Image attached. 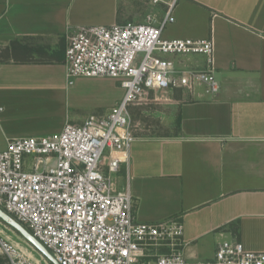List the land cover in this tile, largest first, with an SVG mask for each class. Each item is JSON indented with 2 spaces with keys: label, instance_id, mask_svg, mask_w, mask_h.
Masks as SVG:
<instances>
[{
  "label": "crops",
  "instance_id": "0c3cea01",
  "mask_svg": "<svg viewBox=\"0 0 264 264\" xmlns=\"http://www.w3.org/2000/svg\"><path fill=\"white\" fill-rule=\"evenodd\" d=\"M172 1L174 21L163 35L212 38L220 89L211 96L173 87L171 133H136L128 165H121L136 199L135 217L179 219L183 252L193 260L212 258L222 239L264 251V0H157L156 18ZM138 8L135 0H0L5 143L57 133L68 121L106 113L122 98L123 88L110 77H78L80 90L67 84L66 34L81 26L144 22ZM190 59L203 66V56ZM73 90L104 109L71 111Z\"/></svg>",
  "mask_w": 264,
  "mask_h": 264
},
{
  "label": "built area",
  "instance_id": "2783aa9c",
  "mask_svg": "<svg viewBox=\"0 0 264 264\" xmlns=\"http://www.w3.org/2000/svg\"><path fill=\"white\" fill-rule=\"evenodd\" d=\"M173 6L174 1L161 17L148 14L144 22L68 31L67 84L77 77L118 79L122 98L106 113L68 121L51 135L8 139L0 150V208L59 264H264V251L229 239L217 242L210 259L188 258L180 220L138 222L128 178L123 186L114 176L128 165L137 138L132 106L151 91L173 87L192 95L198 88L211 96L219 92L213 39L163 35L174 21ZM190 55L203 56V66H194ZM0 251L8 264H52L25 240L1 238Z\"/></svg>",
  "mask_w": 264,
  "mask_h": 264
},
{
  "label": "rangeland",
  "instance_id": "374dc122",
  "mask_svg": "<svg viewBox=\"0 0 264 264\" xmlns=\"http://www.w3.org/2000/svg\"><path fill=\"white\" fill-rule=\"evenodd\" d=\"M151 1H154V0H135V2L139 5L137 13L140 16V20L145 19V17L148 14H156L155 11H153L155 2L151 3ZM150 5H152V10L150 9L151 11L147 12L145 8ZM157 9L158 8H156V10ZM133 21L134 20H132V22ZM196 56L197 55H190V57L192 58ZM78 79H79L78 77L75 78L73 85H71L70 87H75L77 85ZM114 80L117 82L118 85H120V81L118 79H114ZM81 86H82L81 83L78 84L76 86L77 87L76 90H80ZM173 89L174 88H169L166 91H151L147 97V100L143 101V103L141 104L131 107L130 110H131V113L133 114V120L135 124L136 133H138L139 135L145 136V137H158V136L171 133L172 128L169 124V111H168L167 104H168V98H169V91ZM90 97L91 95H88L87 93L85 97H81L80 94H77V93L75 94V90H73V92L71 93V108H72L71 111L78 110L76 108L78 106H81L80 110L83 113L102 111V109H104L103 107H92L91 105L92 101L89 99ZM5 144H6L5 140L0 135V150L5 148L4 147ZM114 176L119 178L121 185L123 186L125 185V175L123 171L117 174H114ZM128 183H129L130 191L133 195V198L135 199L133 191H132L131 182L128 181ZM136 206L137 205L135 203L134 215L136 211ZM136 220L138 222H143L138 219ZM148 223H157V221L156 222L149 221ZM1 238H6L10 241H16V242L23 243V240L21 239L20 235L0 219V239ZM0 264H8V260L6 256L1 251H0Z\"/></svg>",
  "mask_w": 264,
  "mask_h": 264
},
{
  "label": "water",
  "instance_id": "95a60500",
  "mask_svg": "<svg viewBox=\"0 0 264 264\" xmlns=\"http://www.w3.org/2000/svg\"><path fill=\"white\" fill-rule=\"evenodd\" d=\"M0 219L16 231L20 237L29 243L34 249L44 254L52 264H59L49 251L40 243L21 223L0 208Z\"/></svg>",
  "mask_w": 264,
  "mask_h": 264
}]
</instances>
